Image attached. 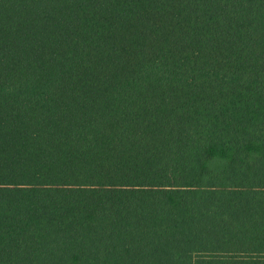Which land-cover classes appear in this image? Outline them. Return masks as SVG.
I'll use <instances>...</instances> for the list:
<instances>
[{
  "label": "trees",
  "instance_id": "trees-1",
  "mask_svg": "<svg viewBox=\"0 0 264 264\" xmlns=\"http://www.w3.org/2000/svg\"><path fill=\"white\" fill-rule=\"evenodd\" d=\"M0 264H264V0H0Z\"/></svg>",
  "mask_w": 264,
  "mask_h": 264
}]
</instances>
